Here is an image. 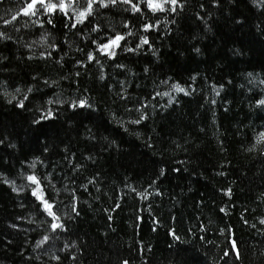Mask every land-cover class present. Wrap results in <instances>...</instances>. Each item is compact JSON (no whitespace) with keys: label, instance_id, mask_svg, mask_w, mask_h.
Wrapping results in <instances>:
<instances>
[{"label":"trees","instance_id":"1","mask_svg":"<svg viewBox=\"0 0 264 264\" xmlns=\"http://www.w3.org/2000/svg\"><path fill=\"white\" fill-rule=\"evenodd\" d=\"M25 3L0 0V264H264V0Z\"/></svg>","mask_w":264,"mask_h":264},{"label":"snow or ice","instance_id":"2","mask_svg":"<svg viewBox=\"0 0 264 264\" xmlns=\"http://www.w3.org/2000/svg\"><path fill=\"white\" fill-rule=\"evenodd\" d=\"M213 2L216 3L217 0H213ZM74 3H75V0H71V2H68V0H58V2H53V0H26L25 6L20 9V11L17 13V15L23 14V15H28V16H35L38 13L48 15V14H54L57 11H59L65 17H67L69 20H71L72 18H71V16H69V13L67 10L69 8H73ZM109 3L113 6L117 5L118 3L131 5V8L126 9V10H130L131 12H135V13H139V12L143 11V9H141V4H145L146 8L152 10L153 12H155L157 10H163L165 7V4L172 5V7L170 9L172 12H176L178 8H181V9L183 8V4L179 3V0H138L137 3H133V0H98V6L99 7H105ZM94 4H97V0H86L85 7L77 13V22L78 23H83L84 19H86L87 16L93 12V5ZM201 7H203V5H201ZM73 11H76V9L73 8ZM15 19H16V16H13L12 20H15ZM37 22L39 23V21H37ZM51 22L52 21L49 20V23H51ZM4 23L8 24V23H10V21L5 20ZM75 26H76L75 23H73L72 27H75ZM143 27L145 29H149V28L155 27V25L144 23ZM92 30L95 32L97 30V28L94 27ZM130 34L131 33H126V35H130ZM0 35H4V34L0 33ZM41 39L44 40V39H46V37H42ZM123 39H124V36L117 33V34H115L114 37L109 38L108 43H100L98 45V48L100 50L108 51L112 46H118L120 41ZM141 43L142 44L148 43L147 36H144L141 38ZM137 47L139 48L140 45H137ZM197 51H199V49H197ZM108 55L114 56L115 51L114 50L108 51ZM88 59L89 60L93 59L92 53L88 54ZM121 67H123V65H121ZM145 71H147V69H145ZM101 78H103V77H101ZM175 87H177L179 91H182V92L184 91V89L179 88L178 85ZM29 91H31V89H29ZM163 94L168 95V93H163ZM25 99H26V97H25ZM56 102L57 103H63V101H56ZM49 103H53V101L50 100ZM258 103L261 105H264V100H260V101H258ZM23 106H24L23 102H20L19 107L22 108ZM71 106L73 108L91 107V105H88L85 100H79L77 102H72ZM52 116H53V113L51 110H49L46 115H42L39 120H35V121H33V123L40 124L42 121L47 120V119L51 118ZM143 118L144 117L142 116L141 119H143ZM135 123H139V120L135 121ZM258 139L264 140V133H260ZM2 142L3 141H0V143H2ZM161 174H163V169L161 170ZM27 180L32 181L35 185L40 184V181L37 179V177L35 175H28ZM30 187H31V185H30ZM13 190L19 191L22 189H13ZM32 194H33V196H36L39 199L41 209L44 212H46L48 215L54 217V220L51 224V230L53 231V233H55V231L58 228H63L64 227L63 224L55 223V220H58L59 217H55V214L51 211L53 204L49 203V201L47 199H43L42 197H40L39 193L37 192L36 187H32ZM229 194H230V190H229ZM75 210H76L75 207H73L74 212H75ZM262 223H264V221H262ZM13 227H16V226L13 225ZM44 239L47 240L48 237L45 236ZM176 239H179V237H176ZM41 243H43V241H41ZM234 243L235 242L233 241V245H234ZM225 255H227V253ZM56 259H59V257H56ZM123 264H128V262L124 261Z\"/></svg>","mask_w":264,"mask_h":264}]
</instances>
